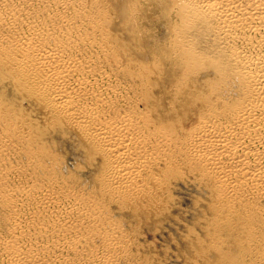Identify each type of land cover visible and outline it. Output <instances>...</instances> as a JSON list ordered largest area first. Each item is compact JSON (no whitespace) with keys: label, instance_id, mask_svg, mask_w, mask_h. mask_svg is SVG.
Returning <instances> with one entry per match:
<instances>
[{"label":"bare ground","instance_id":"bare-ground-1","mask_svg":"<svg viewBox=\"0 0 264 264\" xmlns=\"http://www.w3.org/2000/svg\"><path fill=\"white\" fill-rule=\"evenodd\" d=\"M164 2L117 0L115 21L105 0H0L2 81L41 113L45 134L58 133L70 153L84 155L99 172L95 197L100 199L97 206L88 195L51 180L8 191L4 181L16 169L7 168L0 174V207L10 217L6 214L8 231L0 237V264H120L132 240L106 230L113 219L100 217L97 211L107 209L101 201L146 214L144 206L153 201L159 183L152 173L162 160L181 158V153L186 164L215 183L229 211L244 205L238 209L244 217L242 245L254 253L253 264L264 260V230L256 222L264 212L251 204L264 198V0H220L239 24L229 37L240 50L239 60L233 61L227 44L201 26L191 34L192 44L198 51L220 50L228 67L221 71L206 65L188 78L179 97L174 95L181 77L178 60L169 89L165 76L154 81L170 59L165 57L170 24L156 9ZM154 22L167 25L166 44L150 27ZM131 41L138 47L129 46ZM158 56L162 66L152 76L149 64ZM123 79L131 84H121ZM232 82L237 96L226 101L217 94ZM156 84L170 105L160 104ZM207 89L219 98L211 107L198 103L209 95ZM11 116L0 133L5 157L21 153L28 136L37 143L33 130L39 127L20 111L12 110ZM153 124L154 130L149 128ZM179 129L187 132L183 151L168 148L173 138L180 139ZM40 149L28 151L33 168L43 163L33 157L42 161L48 155L47 147ZM93 207H98L95 212ZM96 240L101 244L83 249L84 242L88 246Z\"/></svg>","mask_w":264,"mask_h":264},{"label":"rangeland","instance_id":"rangeland-1","mask_svg":"<svg viewBox=\"0 0 264 264\" xmlns=\"http://www.w3.org/2000/svg\"><path fill=\"white\" fill-rule=\"evenodd\" d=\"M110 2L111 5L108 6L107 4ZM116 2L117 0H105L104 3L108 7L106 11L110 13L108 16L115 21L118 18L117 9H115ZM160 8L159 4V7L156 8L157 15H160ZM155 15L154 13L153 16ZM165 22L168 25L169 22ZM149 25L156 28L155 34L160 37L158 40L166 44L165 40L169 38V36L166 38L165 34L167 25L163 26L157 22ZM137 44L131 41L128 45L137 48ZM161 46H158L159 50ZM152 50L157 51V49ZM131 54L133 55L132 52ZM164 62L163 72L161 71L159 76L154 77V81L156 82L158 78L161 82L162 77L165 76L164 84L169 89L170 85L167 84L169 79L176 78H172L171 74L176 65L174 58ZM173 66L175 67L173 68ZM3 78L4 74L2 75L0 71V115L4 114L0 120V133L9 125L12 110L22 112L25 118L29 117L37 125L36 127H39L37 131L33 130L37 143L32 144L28 136L22 140L24 146H20L21 153L17 152L11 157L0 155V174L13 166L16 169L5 179L4 186L8 188V191H13L12 189L21 185L44 184L51 180L55 184L66 187L74 194L88 195L92 202L100 206L98 203L100 199L95 197L99 172L87 165L84 155L79 154L80 156L76 157L72 152L70 153L69 145L59 139L58 133L45 134L47 126L41 121V113L31 105V102L30 104L28 101L24 102L13 85L5 80L2 81ZM127 80L135 85L139 83L135 79L127 78ZM129 81L126 82L123 79L121 84L127 86V83L131 84ZM156 87H159L160 90L157 92L162 95L163 87L157 84ZM235 87L236 84L232 82L229 87L220 90L217 95L230 101L237 96ZM209 93L210 91L207 89L206 94ZM132 94L135 93L132 92ZM161 95L159 96L160 104L170 105L171 101ZM137 97L138 95L136 99ZM21 101L22 106L20 105ZM4 108L6 109L4 110ZM155 125L153 124L149 128L154 130ZM167 130L171 132L172 129L168 128ZM186 133H182L179 129L180 139L173 138L172 142L168 143V148L172 150L180 148V151H183L182 143ZM42 146L47 147L48 155L42 156V161L38 157H33L35 163L43 162L42 165L33 168L28 151L30 149L41 151ZM176 156L179 154L177 153ZM167 160L168 162H166ZM167 160H162L159 169H155L152 173L159 183L155 182L158 183V186L154 185L156 188L151 194L153 201H149L150 204L144 206L149 210L146 214L139 213L142 212L139 211L140 208L122 209L118 207V204L110 205L106 199L101 201L107 206V209L102 213L97 211L101 214L100 217L107 220L113 219V223L110 222L106 230L116 231L132 240L128 245L129 249L127 248L129 256L123 258L120 264H253L254 253L247 251L242 245L246 244L242 224L244 217L238 209L244 205L236 206L234 213L229 211V208L222 203L221 194L215 190V183L203 178L193 170L190 164H186L182 153L181 158L174 156ZM248 196L251 200L254 199L250 192ZM251 204L264 212V198L253 200ZM97 208L93 207V211L95 212ZM6 214L10 217L9 211L0 207V237L8 231ZM256 222H261L260 227H263L264 230V215ZM100 244L101 241L96 240L95 243H89L88 246L84 242L82 246L83 249H89ZM261 250L264 252V246ZM84 254L86 255V253L80 255L83 259H85ZM257 264H264V260L258 261Z\"/></svg>","mask_w":264,"mask_h":264},{"label":"clouds","instance_id":"clouds-1","mask_svg":"<svg viewBox=\"0 0 264 264\" xmlns=\"http://www.w3.org/2000/svg\"><path fill=\"white\" fill-rule=\"evenodd\" d=\"M160 15L170 24V36L167 41L166 58H174L181 65V77L175 85L174 95L180 96L188 78L198 73L206 65L211 64L223 71L228 67L220 56V50L216 53L198 51L191 41V34L205 26L215 33L217 41H224L230 51V58L238 62L240 50L230 42L232 30L239 27L236 19L225 10L220 0H165L160 8ZM151 75H155L162 66V60L158 56L151 64ZM212 95L198 98V103L213 106L217 100Z\"/></svg>","mask_w":264,"mask_h":264}]
</instances>
